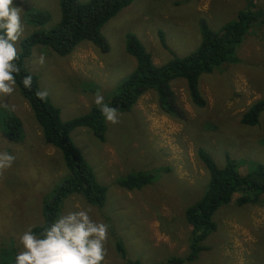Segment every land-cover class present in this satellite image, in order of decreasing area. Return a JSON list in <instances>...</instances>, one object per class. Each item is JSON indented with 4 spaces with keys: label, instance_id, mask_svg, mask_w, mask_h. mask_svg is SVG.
I'll use <instances>...</instances> for the list:
<instances>
[{
    "label": "rangeland",
    "instance_id": "rangeland-1",
    "mask_svg": "<svg viewBox=\"0 0 264 264\" xmlns=\"http://www.w3.org/2000/svg\"><path fill=\"white\" fill-rule=\"evenodd\" d=\"M76 1L83 4L88 0ZM175 1L182 0H133L101 27L104 51L89 40L80 41L65 56H58L47 45L31 48L26 68L37 78L39 90L46 91L47 98L59 109L62 120L87 112L96 105L97 93L108 102L135 69L136 58L125 47L126 35L135 36L152 60L155 58L153 62L161 63L154 62L156 65H164L175 56L196 51L202 26L211 31L210 27L221 28L249 1L264 12V0H228L226 4L214 0L217 5L208 10L206 0H187L190 6L181 13L174 10ZM60 2L13 0L25 29L21 40L36 29L58 23ZM39 13L47 15L42 25H36L40 23ZM210 18L228 20L212 23ZM262 21L249 27L237 62L216 68L211 74H201L198 85L205 106L190 103L185 79L170 81L176 101L184 110L183 119L162 113L155 93L148 91L129 111L118 112L119 123H106L104 142L89 128L76 127L70 132L96 182L107 190L101 206L84 202L80 192L61 196L56 204L57 219L70 211L91 208L93 220L108 224L102 264H124L115 241L124 247L125 258L143 264H166L172 256L188 254L190 236L184 209L202 196L208 183V173L196 155L197 147L205 150L219 167L227 158L234 159L241 174L254 170V165L264 166V111L256 124L240 123L247 105L264 95ZM173 30L185 39H173L171 50L160 39L166 44L165 35ZM41 56L43 64L39 63ZM12 116L21 122L20 141L9 140L2 127L4 120ZM4 151L14 155L15 160L0 174V264H15L17 253L22 251L19 236L45 222L44 203L71 176L60 150L44 142L17 86L10 96L0 95V152ZM137 173L151 174L154 179L133 190L114 183L121 176ZM238 194L230 203L218 207L212 215L216 229L201 242L204 249L196 259L183 264H264V194L258 203L242 206L234 200Z\"/></svg>",
    "mask_w": 264,
    "mask_h": 264
},
{
    "label": "trees",
    "instance_id": "trees-1",
    "mask_svg": "<svg viewBox=\"0 0 264 264\" xmlns=\"http://www.w3.org/2000/svg\"><path fill=\"white\" fill-rule=\"evenodd\" d=\"M132 1L88 0L80 4L76 0H61L59 22L52 27L34 30L20 42V58L17 63L21 72L16 76V86L32 110L44 142L60 150L71 172V176L55 188L52 198L44 203L45 222L31 227L37 235L57 219L59 211L56 212V204L61 196L76 192L81 193L86 203L98 206L103 204L107 188L96 182L90 165L73 144L70 132L76 127L89 128L93 135L104 142L107 121L102 117L97 105H92L83 114L62 120L59 109L47 97L42 100L36 95L40 91L38 81L35 75L27 70L25 59L30 56L34 45H47L58 56L70 54L83 40H89L103 51L106 50V43L99 34L101 27ZM46 19L47 15L39 13L37 20L40 23L36 25H42ZM262 20L264 12L250 5L239 10L234 19L224 23L216 32L210 31L206 25L202 26L201 41L196 51L183 57L175 56L164 65H156L140 41L131 34L126 35L125 47L127 52L136 58V67L106 103L110 107H115L118 112L129 111L142 94L153 91L162 113L183 119L184 110L179 106L178 100L176 101L175 94L169 86L170 81L175 78L185 79L190 103L205 106L206 101L198 85L199 77L203 73L211 74L216 68L220 70L228 63L237 62V53L244 44L249 27L256 22L258 25ZM160 41L166 47L163 38ZM26 75L32 76L30 90L22 83ZM263 111L264 95L247 105L242 112L240 123L256 124ZM2 127L9 140H21L23 131L18 118L14 116L6 118ZM196 155L208 173V183L202 196L184 209V221L189 229L190 251L185 257H170L166 264H183L196 259L197 253L204 249L201 242L216 229L212 215L220 205L230 203L236 192L239 194L234 200L239 206L256 204L259 196L264 194L263 165H254V170L241 174L234 159L227 158L225 164L219 167L202 148L197 147ZM153 179V175L146 173L127 174L125 177L117 178L114 183L133 190L150 184ZM114 244L120 258L124 259V264H143L138 260L125 258L124 247L120 241H115ZM2 250L7 253L4 248Z\"/></svg>",
    "mask_w": 264,
    "mask_h": 264
},
{
    "label": "clouds",
    "instance_id": "clouds-1",
    "mask_svg": "<svg viewBox=\"0 0 264 264\" xmlns=\"http://www.w3.org/2000/svg\"><path fill=\"white\" fill-rule=\"evenodd\" d=\"M20 9L13 0H0V95L10 96L16 89V76L21 68L18 43L24 35ZM44 57L39 58L43 64ZM26 89H31L32 76L22 79ZM40 99L47 97L46 91H38ZM94 103L102 117L112 124L119 123L115 107L104 102V96L97 93ZM15 156L0 152V174L10 168ZM91 208L62 214L37 235L31 228L19 236L22 251L15 257V264H102L106 255L109 225L97 222L89 215Z\"/></svg>",
    "mask_w": 264,
    "mask_h": 264
},
{
    "label": "crops",
    "instance_id": "crops-1",
    "mask_svg": "<svg viewBox=\"0 0 264 264\" xmlns=\"http://www.w3.org/2000/svg\"><path fill=\"white\" fill-rule=\"evenodd\" d=\"M207 2H208V4H209V6H207L206 8H205V10H208V8L210 7V6H216L217 5V3L214 1V0H206ZM206 1H205V4H206ZM228 2V0H221V3H223V4H226ZM207 5V4H206ZM250 5V1L248 2V4L246 5V6H249ZM187 6H190V4H188L187 3V0H182V1H175L174 2V10L175 11H178L179 13H181V11L183 10V8H186ZM228 20V18L227 19H213V18H210V22H212V23H220V22H225V21H227ZM262 22V21H261ZM260 22V23H261ZM222 23V24H223ZM255 25H257V22L255 23ZM209 26V25H208ZM210 27V26H209ZM212 30H213V32H216V30H218V29H213L212 27H210ZM210 30V29H209ZM211 31V30H210ZM177 38H180V39H185V37H183V36H178L177 34H176V32H175V30H173V31H171L169 34H167V35H165V40H166V45L169 47V48H171V50H173V47H174V44H173V42H172V40L173 39H177ZM201 38V37H200ZM182 40V41H183ZM181 46H184V44L182 43L181 44ZM150 49V48H149ZM150 52L152 53V51H151V49H150ZM179 53H182L181 55L183 56L184 55V53H183V51H181V52H179ZM152 55H153V53H152ZM153 60H155V58L153 57ZM155 62V61H154ZM156 63V62H155ZM156 64H161V63H156ZM76 204V203H75ZM75 207H77L76 205H75Z\"/></svg>",
    "mask_w": 264,
    "mask_h": 264
}]
</instances>
